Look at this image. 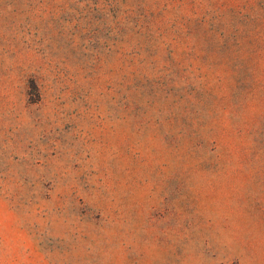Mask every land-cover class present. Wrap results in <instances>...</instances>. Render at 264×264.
<instances>
[{
    "label": "rangeland",
    "instance_id": "1",
    "mask_svg": "<svg viewBox=\"0 0 264 264\" xmlns=\"http://www.w3.org/2000/svg\"><path fill=\"white\" fill-rule=\"evenodd\" d=\"M0 264H264V0H0Z\"/></svg>",
    "mask_w": 264,
    "mask_h": 264
}]
</instances>
